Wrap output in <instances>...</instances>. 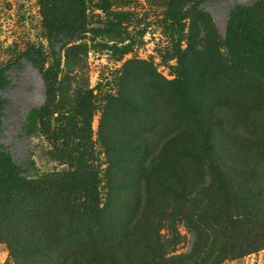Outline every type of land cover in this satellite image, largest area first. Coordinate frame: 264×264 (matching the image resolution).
I'll list each match as a JSON object with an SVG mask.
<instances>
[{"label": "rangeland", "instance_id": "obj_1", "mask_svg": "<svg viewBox=\"0 0 264 264\" xmlns=\"http://www.w3.org/2000/svg\"><path fill=\"white\" fill-rule=\"evenodd\" d=\"M63 34L72 40L64 46ZM17 62L0 91V149L23 177L35 180L68 163L57 149L62 131L84 138L100 206L119 240L131 220L126 199L146 178L137 173V136L151 144L145 165L177 193L180 183L191 194L202 180L183 147L220 168L244 167L251 176L219 179L230 198L212 206L217 223L198 220L180 196L149 179L143 192L150 208L128 241L135 253L145 241L160 243L170 264H264V0H0V72ZM42 106L45 119H32L26 136L27 115ZM200 130L209 135L207 148ZM107 181L128 189H109ZM206 195L207 207L214 195ZM27 200L23 213L0 205V264L25 259L33 237L43 242L44 211ZM190 229L199 234L195 244Z\"/></svg>", "mask_w": 264, "mask_h": 264}, {"label": "trees", "instance_id": "obj_2", "mask_svg": "<svg viewBox=\"0 0 264 264\" xmlns=\"http://www.w3.org/2000/svg\"><path fill=\"white\" fill-rule=\"evenodd\" d=\"M244 35L249 36L246 30ZM68 35H61L60 38L69 39L61 42L62 46L69 43ZM249 38V37H248ZM59 41L56 37L50 39V49L52 55L58 59V53L54 51L55 43ZM23 62L31 61L22 58ZM19 66V62L10 66L7 70L0 72V91L9 85L5 73L13 67ZM41 75L43 72L38 71ZM6 103L0 97V131L4 116ZM46 107L42 106L38 111H31L23 124V131L26 136H31L34 128L32 119H45ZM47 122V121H46ZM45 124V123H44ZM41 126V123H40ZM63 124L59 125V129ZM202 143L208 147L209 135L205 130H200ZM62 139L57 145V149L63 157L68 159V163L63 165L60 170L51 171L40 176L35 180H28L23 177V170L17 166L11 156L0 149V205L14 208L15 211L24 212L27 208V198L32 197L35 203L40 204L44 211L46 230L42 234V243L38 237H33L30 250L24 252L25 259H19L16 264H170L173 258H166L163 247L160 243H142L143 248L139 253H135L129 244L128 234H131L130 227L137 225L140 216L149 210V197H145L149 191L147 188L143 192L144 186H148L149 179H155L166 191L173 192L180 196L188 211H191L198 220L206 218L207 222L217 223V213L212 206H216L220 201H227L230 198L228 185L225 181L228 175L233 177H244L248 173L244 167H217L211 162L205 161L195 152H190L186 147L183 153L190 156L198 165V175L201 177V185L194 189L191 194L188 188L180 184L177 189L180 193L170 189L165 184L160 183L163 179L162 174L158 173L155 167H147L152 154L151 144L148 136L142 134L137 136L138 142L133 145V149L143 156V166L137 168V173H142L144 186L141 180L134 182L132 190L134 195L126 199L130 221H125L121 226L122 234L119 240L113 239L112 235L116 222L105 218V208L100 206L99 182L96 169L88 163L92 157V151L88 149V141L84 138L79 139L72 133L62 131ZM106 150H109V141L101 137ZM134 143V142H133ZM177 146V147H178ZM201 144V148H202ZM204 149V148H203ZM115 160V159H114ZM111 165V163H110ZM152 166V163H151ZM164 172V169H162ZM216 176V182L212 181L211 176ZM248 176H251L250 174ZM178 177H176L177 179ZM211 180L210 182H206ZM179 183V180L177 179ZM214 184V185H213ZM251 183H247L249 190ZM109 189L117 187L127 190L126 184H116L107 181ZM191 185V184H190ZM212 185V186H211ZM210 189V190H209ZM212 192L213 197L209 199L210 205H203L206 192ZM236 193L234 200L239 198ZM201 221V220H200ZM219 227L209 229L215 239L220 238ZM194 237V244L197 242L199 234L196 230L190 229ZM40 243V244H39ZM29 244V243H28ZM221 252L232 253V250L222 248ZM176 264V261H175Z\"/></svg>", "mask_w": 264, "mask_h": 264}]
</instances>
